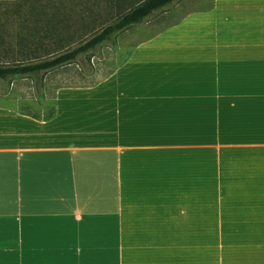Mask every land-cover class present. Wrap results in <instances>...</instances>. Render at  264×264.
<instances>
[{
	"label": "crops",
	"instance_id": "0c3cea01",
	"mask_svg": "<svg viewBox=\"0 0 264 264\" xmlns=\"http://www.w3.org/2000/svg\"><path fill=\"white\" fill-rule=\"evenodd\" d=\"M0 264H264V0L184 14L47 119L0 103Z\"/></svg>",
	"mask_w": 264,
	"mask_h": 264
},
{
	"label": "trees",
	"instance_id": "16d2710c",
	"mask_svg": "<svg viewBox=\"0 0 264 264\" xmlns=\"http://www.w3.org/2000/svg\"><path fill=\"white\" fill-rule=\"evenodd\" d=\"M178 0H15L12 23L0 28V79L40 76L112 42ZM109 7V11L103 10ZM10 15V16H11Z\"/></svg>",
	"mask_w": 264,
	"mask_h": 264
},
{
	"label": "rangeland",
	"instance_id": "374dc122",
	"mask_svg": "<svg viewBox=\"0 0 264 264\" xmlns=\"http://www.w3.org/2000/svg\"><path fill=\"white\" fill-rule=\"evenodd\" d=\"M212 1L178 0L173 6L155 13L144 24L118 33L112 42L103 44L71 64L40 76L0 79V103L38 118L47 119L55 113L56 93L59 89L90 86L102 81L120 67L141 42L156 36L164 27L184 14L209 8ZM103 10L110 9L103 6ZM13 12V6L0 4V28L17 31V23L11 22Z\"/></svg>",
	"mask_w": 264,
	"mask_h": 264
}]
</instances>
